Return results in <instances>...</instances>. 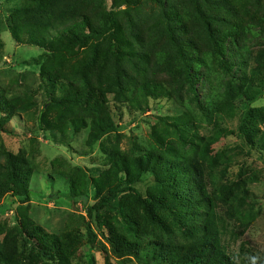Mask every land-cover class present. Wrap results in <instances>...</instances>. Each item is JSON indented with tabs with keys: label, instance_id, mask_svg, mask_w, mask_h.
Listing matches in <instances>:
<instances>
[{
	"label": "rangeland",
	"instance_id": "374dc122",
	"mask_svg": "<svg viewBox=\"0 0 264 264\" xmlns=\"http://www.w3.org/2000/svg\"><path fill=\"white\" fill-rule=\"evenodd\" d=\"M80 1L98 32L87 46L77 43L66 50L64 61L52 54L44 62L65 76L73 66L81 68L84 74L75 83L85 102L59 108L48 104L40 85L37 60L48 49L18 42L9 30L10 11L24 1L0 0V173L8 171L10 156L25 161L32 191L23 203L6 202V194H0V241L11 234L9 262L0 264H60L39 253L24 234L31 223L49 233L75 234L69 264H168L150 251L187 240L193 221L186 210L148 212L135 193H125L106 226H93L91 244L85 208L119 184V156L132 168L129 177L140 159L169 164L160 180L171 181L162 186L147 170L135 183L123 181V188L132 186L148 200L180 192L184 185L172 175V165L198 136L212 133L215 106L223 99L237 107L235 117L222 122L234 133L208 147L213 164L217 154L226 157L213 171L205 170L206 179L235 182L241 168L258 174L240 205L256 215L250 227L244 230L230 220L223 206L218 214L227 251L241 264H264V149L250 147L239 135L250 108L246 93L264 80V0ZM111 11L121 27L116 34L107 17ZM251 104L264 131V96ZM74 186L88 199L76 202Z\"/></svg>",
	"mask_w": 264,
	"mask_h": 264
},
{
	"label": "trees",
	"instance_id": "16d2710c",
	"mask_svg": "<svg viewBox=\"0 0 264 264\" xmlns=\"http://www.w3.org/2000/svg\"><path fill=\"white\" fill-rule=\"evenodd\" d=\"M22 5L12 8L9 16V30L16 41H27L48 49L49 54L39 56L37 63L41 65L40 85L48 99V104L59 108L80 106L85 102L84 91H80L75 83V77L84 74L81 68L73 66L68 70V75L62 73L61 68L55 66L48 60L49 56L55 54L57 57L67 59L66 50H70L75 44L87 46L90 40L98 32L97 27L84 15V4L80 0H23ZM113 25V33L121 29L115 12L107 14ZM119 45L118 36L112 38ZM0 41V47H2ZM181 57L186 64V72L190 71L187 64L185 52L178 46ZM66 72V68H63ZM262 86L252 88L246 93L250 102V108L245 111L239 127V135L243 142L250 147L264 149V131L258 126L257 109L251 103L264 96V80ZM237 107L231 99L219 100L215 106L217 121L212 133L209 136H198L188 152L179 156L173 164L172 175L176 181L184 186L180 192H174L168 198L144 199L135 188L122 187V182L130 185L139 181L145 171L151 170L156 174L160 186L171 180H160L168 170V163L156 165L150 158L140 159L136 163L135 174L131 176V167L123 156H119L116 164L118 173H121L119 184L109 189L108 193L100 198L94 205L86 206L88 214L87 229L89 242H95L96 234L93 226L103 229L107 223V216L113 212H119L122 206V197L125 193H135L137 198L145 205V208L152 210L153 207L168 210L176 214L178 211H187L192 217V224L187 229L188 238L180 243L159 244L157 249L150 251V255L156 260L165 261L168 264H241L238 259L230 254L222 241V234L219 226L218 206L225 208L227 217L237 222L247 230L256 215L253 212H243L240 209L243 196L250 193V184L259 179L257 173L249 169L241 168V175L235 182H226L211 179L207 181L205 170L213 171L219 159L224 160L226 155L217 154L216 162L213 164L208 147L214 145L221 138L233 134V130L223 125L227 119H233ZM228 159V158H227ZM9 167L6 173H0V194H6V202L18 201L29 202L32 191L29 187L31 168L25 161L10 156ZM169 178L171 176H168ZM173 183V181H172ZM71 196L77 201L88 199V196L72 187ZM33 228L25 225L24 234L32 239L33 246L39 253L53 260L58 258L60 264H69L70 254L73 250V243L76 240L75 234L69 232L65 235H58L47 232L41 225L31 223ZM31 231L34 233L31 234ZM32 235V236H31ZM6 236L0 241V261L9 262L7 247L9 237ZM11 244V241H10ZM117 248V242H114Z\"/></svg>",
	"mask_w": 264,
	"mask_h": 264
}]
</instances>
